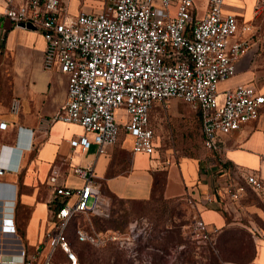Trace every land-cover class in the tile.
Returning a JSON list of instances; mask_svg holds the SVG:
<instances>
[{"label": "built area", "instance_id": "1", "mask_svg": "<svg viewBox=\"0 0 264 264\" xmlns=\"http://www.w3.org/2000/svg\"><path fill=\"white\" fill-rule=\"evenodd\" d=\"M70 0H26L9 5L1 17L15 25L32 24L47 42L44 68L68 76V99L53 121L80 124L85 133L71 140L74 148L97 146L100 153L115 146L121 129L134 138L133 151L154 155L157 137L150 123L156 103L182 99L200 113L205 146L221 152V136L240 130L258 119L264 108V91L253 83L220 92V84L234 76L238 60L249 48V40L231 42L239 29L235 14L225 12L226 0H207L206 13L196 14V0H104L98 12L72 15ZM259 5L264 0H259ZM24 27V26H23ZM244 30L251 31L247 25ZM6 30L0 22V43ZM20 99L12 109L18 112ZM123 110L127 121L117 115ZM7 123H0L6 128ZM11 167L0 162V175ZM84 180L76 190L59 184L57 175L49 183L57 195L69 200L56 213L57 226L47 233L50 252L37 255L0 254V264H54L57 248H62L71 264H79L67 237L71 217L96 206L101 190L94 167L75 166ZM228 203L235 207L249 189L264 193V182L250 170L222 167ZM221 185V186H220ZM76 197L74 202L70 198ZM94 199V205L90 204ZM215 202L217 192L207 197ZM196 209L190 237L198 245H215L213 233L198 211V200L188 194ZM134 223V228L137 226ZM2 231L17 233L13 215L3 217ZM253 234L256 230L253 229ZM82 240L93 239L78 230Z\"/></svg>", "mask_w": 264, "mask_h": 264}, {"label": "crops", "instance_id": "2", "mask_svg": "<svg viewBox=\"0 0 264 264\" xmlns=\"http://www.w3.org/2000/svg\"><path fill=\"white\" fill-rule=\"evenodd\" d=\"M25 1L0 0V12L9 5H20ZM103 2L70 0L69 11L72 15L81 11L98 12ZM258 2L226 0L225 12L235 14L240 25L231 42L249 40L250 43L237 62L234 76L220 84L221 93L251 83L264 91V4L259 5ZM206 5L207 0H196L198 17L205 15ZM0 22L6 30V39L0 43V123H7L6 128L0 127V162L11 167L0 175V254L16 255L25 250L26 254L43 259L50 252L47 233L59 223L56 213L69 198L56 194L49 177L57 175L60 185L79 189L84 180L74 172L75 166L94 167L101 198L95 207L73 215L68 226L80 213L109 216L111 203L107 196L146 202L158 189L166 200L187 201L188 194L192 193L198 200V211L211 231L218 230L213 233L216 243L220 238L222 244L227 242L221 236L242 225L230 220L227 214L240 211L253 217L255 212L264 220V193L249 189L248 195L232 207L221 186L225 181L221 169L225 166L250 170L264 182V108L258 119L246 123L238 131L221 136L220 153L208 148L206 154L198 156L161 157L157 153L152 156L135 153L134 138L124 127L118 143L103 153L96 145L87 150L74 148L71 140L84 134L85 130L77 123L53 121L68 99L69 81L66 74L44 68L47 42L43 33L15 25L7 18L1 17ZM247 25L252 26L251 31L244 30ZM16 98L20 99L18 112L12 109ZM158 105L161 103H156L151 109V126V115ZM192 110L200 118V113ZM122 112L118 110L120 122L124 125L127 119ZM214 192H217V199L209 202L207 197ZM75 200V196L70 198L71 203ZM90 204L94 205V199ZM5 215H13L16 234L2 231ZM262 223L254 226L255 235L253 229H248L253 241V255L238 264H264ZM53 260L54 264H71L67 253L60 247L56 249ZM78 261L80 264L79 257Z\"/></svg>", "mask_w": 264, "mask_h": 264}, {"label": "rangeland", "instance_id": "3", "mask_svg": "<svg viewBox=\"0 0 264 264\" xmlns=\"http://www.w3.org/2000/svg\"><path fill=\"white\" fill-rule=\"evenodd\" d=\"M151 120L161 157L207 153L202 122L182 99L155 107ZM107 197L109 216L80 213L68 226V241L80 264H238L253 255L248 229L264 223L255 212L253 217L227 214L242 223L221 236L227 242L220 238L215 245H198L190 237L195 211L188 200H166L159 189L146 202ZM78 229L93 239L82 240Z\"/></svg>", "mask_w": 264, "mask_h": 264}, {"label": "water", "instance_id": "4", "mask_svg": "<svg viewBox=\"0 0 264 264\" xmlns=\"http://www.w3.org/2000/svg\"><path fill=\"white\" fill-rule=\"evenodd\" d=\"M21 25L30 29H35V27L32 24H27V25L21 24Z\"/></svg>", "mask_w": 264, "mask_h": 264}, {"label": "trees", "instance_id": "5", "mask_svg": "<svg viewBox=\"0 0 264 264\" xmlns=\"http://www.w3.org/2000/svg\"><path fill=\"white\" fill-rule=\"evenodd\" d=\"M61 207V205H59L58 209Z\"/></svg>", "mask_w": 264, "mask_h": 264}]
</instances>
